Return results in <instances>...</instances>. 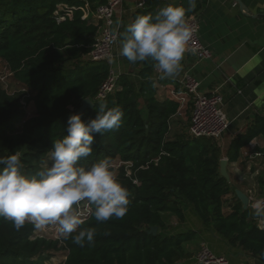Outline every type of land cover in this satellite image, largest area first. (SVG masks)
<instances>
[{"label": "trees", "instance_id": "16d2710c", "mask_svg": "<svg viewBox=\"0 0 264 264\" xmlns=\"http://www.w3.org/2000/svg\"><path fill=\"white\" fill-rule=\"evenodd\" d=\"M105 0H0V60L23 90L9 93L0 81V156L21 153L24 170L34 174L48 161L47 152L55 140L66 135L70 115L80 113L82 102H94L83 114L95 118L101 104L123 112L119 128L97 135L91 156L79 163L90 167L102 159L111 166L131 161V175L125 166L116 177L129 192V210L121 219L97 222L92 206L84 228L95 229L94 242L77 245L72 238L39 236L31 224L16 231L0 218V264H48L53 252L63 248V264H178L185 257L184 245L195 231H167L165 214L184 221L191 208L203 224L230 243L264 258V228L258 226L252 207L245 209L231 182L220 173L222 159L218 141L211 137L181 136L169 139V118L179 108L177 101L158 102L151 78L154 63H130V71L119 75L121 87L103 101L96 95L109 75L105 61L86 56L96 42L99 26L91 19ZM190 0L182 7L189 8ZM205 0H196L195 15ZM60 4L75 7L72 17L59 20ZM89 6L90 18L82 8ZM169 4L147 0L138 15L155 13ZM115 17L119 44L129 24ZM135 73L134 77L132 74ZM135 78V79H134ZM34 104V113L24 110V99ZM144 99L143 108L139 103ZM264 138V116H257L245 133L237 135L228 150L230 162L238 161L243 148ZM137 180L138 183H134ZM233 195L231 198L230 196ZM80 207V206H79ZM158 226L156 234L149 233Z\"/></svg>", "mask_w": 264, "mask_h": 264}, {"label": "clouds", "instance_id": "9594fccd", "mask_svg": "<svg viewBox=\"0 0 264 264\" xmlns=\"http://www.w3.org/2000/svg\"><path fill=\"white\" fill-rule=\"evenodd\" d=\"M195 8L196 0H190L187 10L169 3L155 15H138L125 27L118 55L132 64L153 62L161 78L178 74L185 54L196 51L189 47L194 29L187 15ZM82 117V113L69 116L67 134L47 152L50 163L45 162L34 174L25 172L20 152L0 156V218L16 231L26 224L38 231L56 225L64 238L71 237L83 246L93 243L96 233L92 227H82L86 219L81 202L92 206L97 222L121 219L128 212L129 192L110 161L98 160L87 168L79 163L92 155L97 135L120 127L123 112L101 104L95 118L86 121ZM252 208L256 216H264V201H256Z\"/></svg>", "mask_w": 264, "mask_h": 264}, {"label": "crops", "instance_id": "0c3cea01", "mask_svg": "<svg viewBox=\"0 0 264 264\" xmlns=\"http://www.w3.org/2000/svg\"><path fill=\"white\" fill-rule=\"evenodd\" d=\"M166 1L181 6L184 0ZM137 10L135 2L127 0L116 15L118 28L123 21L133 22ZM195 16L200 21V38L212 50L213 56L199 60L194 54L186 53L182 70L171 77L161 78L162 74L154 68L151 81L155 82V98L160 103L176 101L172 98V91L183 89L181 80L186 72L200 82L202 92L220 90L231 123L218 140V145L222 158H228L227 169L233 190L245 193L249 197L248 207H251V200L264 196V138L253 139L242 149L238 161H229L228 150L233 139L245 133L257 116H264V0H205ZM91 19L95 20L93 15ZM119 49L118 41L114 68L121 75L123 71H118L120 66L116 67V63L123 64L128 71L130 67L124 57L118 55ZM132 75L136 76L135 73ZM139 103L143 108L144 99L140 98ZM191 109L189 104L183 116L171 115L169 139L188 136ZM185 216L184 221H179L176 216L165 214L167 231L196 232L195 238L185 243L186 257L178 264H197V254L203 244H207L214 253L226 256L230 264H264V258L230 243L205 226L190 209H185ZM255 217L258 226L263 229L264 216Z\"/></svg>", "mask_w": 264, "mask_h": 264}, {"label": "built area", "instance_id": "2783aa9c", "mask_svg": "<svg viewBox=\"0 0 264 264\" xmlns=\"http://www.w3.org/2000/svg\"><path fill=\"white\" fill-rule=\"evenodd\" d=\"M127 0H105L100 4L94 16V23L98 24L99 30L96 37V42L92 46V50L86 56L90 61H105L110 65L109 75L102 83L96 100L103 101L107 97L113 95L120 89L118 80L119 74L114 68V60L116 57V47L119 41V33L115 27V17L118 11ZM135 2L137 8L145 7L146 0H131ZM75 7H69L66 4H60L56 15L59 20H64L66 17L73 16ZM83 18H90V9L87 4ZM190 23L194 29L192 40L189 42L190 48H195V56L199 60L211 59L213 56L212 50L207 47L200 38V21L197 16L189 17ZM112 58V62H109ZM182 87L180 91H172V98L179 103V108L175 113L176 117L184 115L185 108L191 104L190 125L188 127V136L190 138L211 137L217 141L222 138L224 133L230 127V119L225 111L224 99L220 90H215L212 93H204L200 90V82L189 72H186L181 80ZM191 101V103H189ZM228 159V158H227ZM118 168L125 166L127 175L130 176V168L133 166L131 161H119ZM134 183H138L134 180ZM264 201V196L259 199L251 200V207L256 201ZM89 211L84 214L85 219L89 216L91 207L88 204ZM253 209V208H252ZM197 264H230L228 258L224 255L214 253L207 244H203L197 254Z\"/></svg>", "mask_w": 264, "mask_h": 264}, {"label": "rangeland", "instance_id": "374dc122", "mask_svg": "<svg viewBox=\"0 0 264 264\" xmlns=\"http://www.w3.org/2000/svg\"><path fill=\"white\" fill-rule=\"evenodd\" d=\"M120 66V68H118L119 72L123 71V72H127V68L120 63H116V67ZM121 69V70H120ZM0 81L3 84L4 88L7 89V91L9 93H15V92H19V91H23L16 82H14V79L12 77V73L9 71V68L7 67V65L0 60ZM21 92H19L20 94ZM29 99V97H26V99H24V110L28 115H32L34 113V104L30 101L27 100ZM50 163V162H49ZM113 172L115 173V175H117L118 173V166L117 163L113 164L111 166ZM192 211L191 208H188ZM80 211L83 214H87V212L89 211L88 209V203L86 201L81 202L80 204ZM193 212V211H192ZM194 213V212H193ZM197 219H199L197 217ZM37 234L39 236H45L48 238H52V239H61L63 237V235L57 230V226L56 225H49L45 230L43 231H36ZM66 250L61 248L56 252H53L52 255V259L48 262V264H63L65 258H66Z\"/></svg>", "mask_w": 264, "mask_h": 264}, {"label": "water", "instance_id": "95a60500", "mask_svg": "<svg viewBox=\"0 0 264 264\" xmlns=\"http://www.w3.org/2000/svg\"><path fill=\"white\" fill-rule=\"evenodd\" d=\"M93 106H94V103H93L92 99L86 98L83 100L82 106H81L79 112L80 113L84 112V110H86L87 108H92ZM227 165H228V159L222 158L221 162H220V173L223 177H225L227 179L228 182H231V176L228 172ZM236 194H237L238 198L240 199V201L242 202L243 207L245 209H247L248 205H249V197L240 190H237ZM158 229H159L158 226H152L149 229V233L156 234L158 232Z\"/></svg>", "mask_w": 264, "mask_h": 264}]
</instances>
